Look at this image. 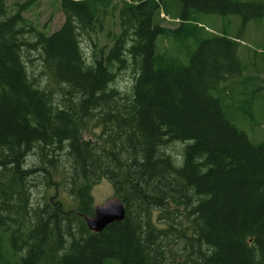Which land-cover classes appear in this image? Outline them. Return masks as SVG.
I'll return each instance as SVG.
<instances>
[{
    "label": "trees",
    "instance_id": "1",
    "mask_svg": "<svg viewBox=\"0 0 264 264\" xmlns=\"http://www.w3.org/2000/svg\"><path fill=\"white\" fill-rule=\"evenodd\" d=\"M33 2L10 13L0 0V264H264V142L227 107L251 117L245 98L257 99L264 81L240 60L237 36H203L196 21L208 13L244 23L259 7L60 0L64 22L45 34L23 16ZM112 12L119 32L98 47ZM161 13L181 23L167 29ZM167 36L196 48L161 54ZM33 50L43 86L25 64ZM128 68L129 93L114 84ZM174 142L184 144L179 160L166 151ZM103 179L126 214L94 233L85 218Z\"/></svg>",
    "mask_w": 264,
    "mask_h": 264
},
{
    "label": "rangeland",
    "instance_id": "2",
    "mask_svg": "<svg viewBox=\"0 0 264 264\" xmlns=\"http://www.w3.org/2000/svg\"><path fill=\"white\" fill-rule=\"evenodd\" d=\"M26 0H6L7 11L12 13L15 11V4L18 2H24ZM60 0H34V2L24 11V18L36 29L44 32L45 34H51L58 30L63 22L64 15L59 8ZM230 2V1H229ZM254 6L251 7L250 13L256 11V6L259 7L261 15L259 18H249L244 23H242L240 18L234 16H227L222 18L220 15L202 13L197 19L198 27H201L200 34L203 36L209 35H225L231 38L235 36L238 37V53L240 60L249 65V68L254 70H259L260 76H262L264 81V0H252ZM114 4L120 5V0H114ZM163 17L161 25L165 28L174 29L180 23V19L173 20L163 13L160 14ZM229 19L232 20L229 23ZM107 30H110V38L106 36ZM119 32L116 25V13L112 12L109 14L105 20L104 31L99 35L98 47L102 45L110 46L112 43L111 38ZM176 41L172 37H160L157 51L161 54H166L172 50V53L181 54L182 57L196 48V43L192 39ZM81 48L83 53L87 57H91L93 46L88 41H83L81 43ZM26 54V52H24ZM29 60L25 59L26 66L35 73L38 77L39 83L43 86L46 84L45 75L41 74L42 66L41 60L38 56L37 51L28 52ZM133 82V70L131 68L122 71L115 81V86L121 92H130L131 85ZM240 86V84H238ZM260 84L253 83L252 89L256 90ZM240 87H238L239 89ZM247 89V88H246ZM249 90H246L245 93ZM237 97H240L236 93ZM249 96V95H248ZM255 99V100H254ZM248 103H251L252 114L251 117L246 113L245 115L240 114L234 110L235 108L231 105H227L230 115L235 117V124L238 128L242 129L250 140L253 142H264V90L261 91L259 97L248 98L246 97ZM91 137V136H90ZM183 143L174 142L167 146V153L175 157L176 160L180 159V152L183 147ZM30 161H33V156L29 157ZM42 190L41 187L33 189L34 198L39 199L42 195L39 191ZM52 193L46 195V199H49L54 195L53 189ZM91 196L93 207L102 204L108 198L113 197V188L110 182L103 179L98 184L93 186L91 189ZM58 200L64 202V207L66 209H72L73 206L69 203V198L66 195L60 194Z\"/></svg>",
    "mask_w": 264,
    "mask_h": 264
},
{
    "label": "water",
    "instance_id": "3",
    "mask_svg": "<svg viewBox=\"0 0 264 264\" xmlns=\"http://www.w3.org/2000/svg\"><path fill=\"white\" fill-rule=\"evenodd\" d=\"M125 214L122 201L117 197H111L94 206L93 214L85 218L86 226L89 231L98 233L111 223L123 221Z\"/></svg>",
    "mask_w": 264,
    "mask_h": 264
}]
</instances>
